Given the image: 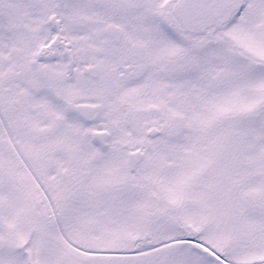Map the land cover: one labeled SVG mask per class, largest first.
<instances>
[{
  "label": "snow or ice",
  "instance_id": "obj_1",
  "mask_svg": "<svg viewBox=\"0 0 264 264\" xmlns=\"http://www.w3.org/2000/svg\"><path fill=\"white\" fill-rule=\"evenodd\" d=\"M0 264H264V0H0Z\"/></svg>",
  "mask_w": 264,
  "mask_h": 264
}]
</instances>
